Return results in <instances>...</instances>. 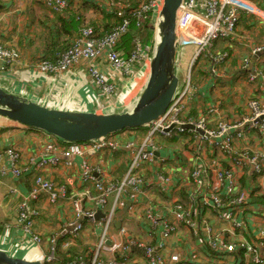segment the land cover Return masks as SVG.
Listing matches in <instances>:
<instances>
[{
	"label": "built area",
	"instance_id": "built-area-1",
	"mask_svg": "<svg viewBox=\"0 0 264 264\" xmlns=\"http://www.w3.org/2000/svg\"><path fill=\"white\" fill-rule=\"evenodd\" d=\"M104 1L118 22L102 35H96L90 26H82L66 50L39 62L38 73L60 75L77 66L85 67V74L107 101L102 108L113 113L118 109H130L144 87L138 95L133 96L140 79L146 82L148 77L149 62L158 42L157 25L163 0H138L135 6L121 0ZM44 6L52 13L62 15L69 8V1L45 0ZM243 14L264 22V10L254 0H182L175 23L177 53L186 47H193L194 62L204 54V59L208 58L211 64L213 61L215 66H220L227 61L229 54L216 52L215 45L235 38ZM133 24L137 29L151 25V29H154L152 43L144 44L137 35L132 41V50L124 57L118 46ZM249 54L241 60L242 72L250 68L251 57L258 61L264 55V45L250 47ZM18 57L16 50L0 45L1 66L12 65ZM211 67H214L213 64ZM191 71L192 68L183 85L179 86L167 112L147 126L146 138L138 146L133 141L116 138L117 135L76 143H66L49 136L42 156L37 160L29 159V168H20L19 154L10 148L6 150L12 176L22 177L29 170L32 178L26 197L17 207L15 227L22 232L29 246L46 244V252L39 256L41 264H61L60 254L83 240L87 225L83 224V220L101 227V234L93 248L75 253L66 264H128L132 260L134 247L140 249L145 264H179L178 256L167 259L162 253L166 242L181 229L199 240L201 245L204 244L206 252L219 259L229 255L234 257L239 253L245 264H264V226L256 230L253 239H234L235 234L246 226L240 217V209L248 198L247 192L239 190L237 174L247 171L257 177L258 193L264 195V154L254 153L249 145L241 149L237 147L238 143L250 139L255 132L264 139V105L254 98L247 100L239 115L240 120L235 123L224 120L216 107H209L205 114L193 117L190 113L197 105L198 88L191 83ZM209 72L213 73V70ZM249 82L264 87V71L253 70ZM208 119L218 120L213 129L209 128ZM155 135L167 140L176 139V143L184 146L185 151L192 155L190 181L193 189L185 201L187 208L177 198L178 183L183 182L167 173L164 166L171 161V157L165 153V144L154 140ZM118 150L134 155V158L126 162V171L120 180L107 181L102 169L91 165L87 158ZM76 157L81 158L79 179L86 187L80 197L69 196L66 185L55 183L43 175L46 169L72 168ZM174 161L178 162L176 159ZM222 163L227 167H223ZM146 167L151 173L149 181H146L143 173ZM209 175L216 179L213 187L204 185V179ZM146 185H150L151 190L158 194L171 198L167 216L159 217L150 208L144 211L148 228L158 232V241L151 246L125 239L121 243L107 245L114 211L121 209L129 215L135 213ZM110 198L113 199L112 209L106 213ZM83 199L92 202L94 208L84 207L81 203ZM43 200L50 207L67 201L71 204L72 217L58 233L44 234L38 229L42 221L39 202ZM203 209L209 210L216 221L226 225L227 229L217 232L205 218ZM97 213L102 216L97 218ZM119 233L126 238L125 228H121Z\"/></svg>",
	"mask_w": 264,
	"mask_h": 264
},
{
	"label": "crops",
	"instance_id": "crops-1",
	"mask_svg": "<svg viewBox=\"0 0 264 264\" xmlns=\"http://www.w3.org/2000/svg\"><path fill=\"white\" fill-rule=\"evenodd\" d=\"M68 1L70 5L67 11L62 15H57L45 8V0H0V45L14 49L19 54V59L12 65H0V88L27 101L40 103L48 109L108 114L109 110L102 108L103 105L107 104V101L97 92L91 80L85 74V67L77 66L60 75L38 73V64L44 57H47L55 48H61L69 43V41L67 42V31L64 32L62 26L63 21L67 24L71 18L78 17L83 26L96 28L99 35L108 32L114 25V16L106 7L104 0ZM121 1L126 4H134L138 0ZM260 3L264 7V0H261ZM85 18H88L89 22ZM85 22L87 25H85ZM247 24L251 30L258 28V22L251 18ZM237 27L234 39L227 42H218L215 45L218 51L227 52L230 59L239 54L243 55L242 59L247 55L250 56V47H257L259 41H263L258 39L252 31L245 30L241 25ZM263 56L259 57L258 61H254V58L251 57V66L247 71H240V63L236 67L233 66V76L230 77L234 80H230V77L216 76L213 68L210 67L208 70H213V73L209 72V75L203 78L202 85L200 84L197 87L198 101L196 108L190 115L199 117L201 114H205L206 109L209 107H219L220 109H224V105L229 107V97L221 90V87L227 82L230 83L229 86L234 84L241 87L240 91L244 94L249 91L252 98L259 100L264 105V87H260L259 83L249 82V75L253 70L264 71ZM226 62L218 68L230 69L231 61H228V64ZM176 75L178 78L180 77L177 71ZM144 83V80L140 79L139 86L134 91L133 96L138 95ZM246 85H250L252 89L245 90ZM243 97L242 93H239L235 99L238 98L237 100L241 101ZM218 103L221 105H216ZM239 105L237 106V103L233 102L231 107L233 109L239 107L243 109V101ZM220 112L223 117L224 113L222 110ZM239 120L238 116L235 122ZM217 121V119H208V126H216ZM146 135L147 129L143 128L136 131H125L117 135L116 138L133 141L138 146ZM49 140V135L43 132L31 130L0 117V250L27 261L40 260L39 256L46 252L47 246L46 244L40 247L29 246V242L22 232L15 227L17 207L26 197L32 178L28 172L29 170L25 171L22 177H13L5 153L9 148L15 150L19 154L18 166L29 168V159L35 158L37 160L42 156L44 146ZM175 143L176 139H173L169 140V144H165V153L171 157V161L164 167L169 175L182 180L185 186L182 188L183 191L180 192V199L186 201L187 195L193 189V186L189 187L192 155L185 151L184 146L179 149L177 146L180 145ZM162 144L164 143L162 142ZM245 145H249L250 148L264 154V139L257 132L250 139L238 143L237 147L241 149ZM126 155L127 153L123 150L113 153L101 152L87 158V160L91 165L102 169L105 180L114 181L120 180L125 174V165L123 167H118V165L121 158ZM174 159L178 162H172ZM73 162L74 165L70 169L65 167L46 169L43 175L55 183L66 185L69 196L80 197L86 188L80 183L79 179L81 158L76 157ZM222 166L227 167V164L222 163ZM143 173L146 178L151 176L149 167H146ZM237 180L239 190L247 192L248 198L245 205L240 209V217H242L246 226L243 231H238L235 234L236 238L234 239H253L256 230L264 226V195L258 193V178L251 173L247 171L238 173ZM214 183H216V179L212 175L204 179V185L208 187H213ZM150 187V185L144 187L143 196L140 198L135 213L129 215L126 210L121 209L114 211L113 220L108 229L109 241L107 245L112 246L121 243L125 239H132L136 244L151 246L156 244L159 239L158 232L156 230L151 231L148 228L146 220L143 219L144 211L150 208L159 217L167 216L169 215L171 198L158 194ZM177 188L179 190L181 185H178ZM91 192L93 195L95 194L93 190ZM177 198L179 199V191L177 192ZM112 200L110 198L108 201L106 213L112 209ZM81 203L88 209L94 208V204L86 201V199L81 200ZM39 207L42 213V221L38 225V229L44 234L60 232L73 213L69 201L57 207H50L43 200L41 203L39 202ZM203 211L205 218L212 223L217 232L227 229V226L222 224L224 228L221 230L219 222L210 214V211L207 209H203ZM83 224H87L82 237L83 240L78 241L76 246L72 248L74 253H82L89 247L93 248L101 234V227L87 220H83ZM121 228L126 229V238L121 237L119 233ZM89 241H92V243H89ZM162 254L167 259L174 255L178 256L180 259L179 264H245L239 253H236L234 257L229 255L219 259L216 255L206 252L204 244L201 245L200 241L188 234L185 229H181L180 232L173 235L166 242ZM131 255L132 260L128 264H145L139 248L134 247ZM108 256H110V253Z\"/></svg>",
	"mask_w": 264,
	"mask_h": 264
},
{
	"label": "water",
	"instance_id": "water-1",
	"mask_svg": "<svg viewBox=\"0 0 264 264\" xmlns=\"http://www.w3.org/2000/svg\"><path fill=\"white\" fill-rule=\"evenodd\" d=\"M181 2L162 1L157 25L158 42L149 62L148 77L130 109L108 114L53 110L0 88V117L66 143L92 142L147 127L167 112L179 88L180 81L175 73V23ZM101 216L97 213V218ZM0 264L41 262L20 259L0 250Z\"/></svg>",
	"mask_w": 264,
	"mask_h": 264
},
{
	"label": "rangeland",
	"instance_id": "rangeland-1",
	"mask_svg": "<svg viewBox=\"0 0 264 264\" xmlns=\"http://www.w3.org/2000/svg\"><path fill=\"white\" fill-rule=\"evenodd\" d=\"M130 5V4H129ZM86 20H87V22H89V19L88 18H85ZM86 23V22H85ZM85 25H87V23L85 24ZM249 39H250V37H248ZM252 39V38H251ZM252 40H254V39H252ZM259 46H261V45H264V40L263 41H259V44H258ZM215 51L216 52H220V51H218L217 50V48H215ZM17 52V51H16ZM18 53V52H17ZM244 54V53H243ZM194 55H195V49L193 48V47H186V48H184L183 50H181V51H179L178 53H177V56H176V64H175V70L180 74V77H179V81H180V83H179V86L181 85H183V83L185 82V78H188V74H189V70H190V68H192V71H191V77H192V79H191V83H193L194 82V84L196 85V86H200V84L203 82V78L201 77V71H202V67L204 66V67H206V68H210L211 66H212V64H213V70H214V73H215V75L216 76H221V77H227V78H229L230 76H233V71H232V67L233 66H237V64H239V63H241V60H242V57H243V55L242 54H239V55H234L231 59H230V56H229V59L227 60V62L229 61H231V66H230V69H221V68H218L219 67V65H214V63H213V61H212V64L211 63H209V61H206L205 59H204V54L203 55H201V56H198L197 57V60L194 62L193 61V58H194ZM211 55V54H210ZM246 55V54H245ZM211 56H213V55H211ZM18 59H19V57H18ZM263 60H264V56H263ZM226 62V63H227ZM228 62V63H229ZM225 63V64H226ZM227 63V64H228ZM226 64V65H227ZM201 67V68H200ZM215 68V69H214ZM207 69V70H208ZM176 71H175V73H176ZM222 74V75H221ZM230 80L232 79V80H234V78H229ZM232 83H234V82H232ZM229 82H227V83H224V85L221 87V90L222 91H224L225 92V94H227V96L229 97V101H230V104H229V107H225V105H224V109H220L219 107H216V108H218L220 111L222 110V112L224 113V115H223V119L224 120H226V121H228V122H231V123H234L237 119H238V116H239V114L241 113V111H242V109H241V107H239L238 109H236V108H232L231 107V105H232V103L234 102V103H237V106L240 104V102L241 101H243V103L244 102H246L247 100H249V99H252V96L250 95V92L249 91H246V94H244L243 92H241L240 91V88L241 87H239V86H235L234 84L233 85H230L229 86ZM202 85V84H201ZM231 89V90H230ZM244 89L245 90H249V89H252L251 88V86L250 85H246V87H244ZM243 89V90H244ZM239 93H242V95L244 96L243 98H242V100L241 101H239V100H237V99H235L236 98V96L239 94ZM251 96V97H250ZM217 103V102H216ZM216 105H221L220 103H218V104H216ZM240 106V105H239ZM119 111H117V112H122V111H124L125 109H118ZM224 110V111H223ZM239 110H241L240 112H239ZM201 116V115H200ZM215 126H211V127H209V128H211V129H213ZM151 129V127H149V130ZM35 131V130H34ZM122 133H124V132H122ZM122 133H119V134H122ZM132 134V133H131ZM47 135V134H46ZM116 135H118V134H116ZM134 135V134H133ZM113 136H115V135H113ZM131 136V135H130ZM141 137V136H140ZM135 138V137H134ZM146 137H144V139H145ZM144 139H143V141H144ZM154 140L157 142V141H159L160 143H164V144H169V140H167V139H165V138H163V137H159V135H155L154 136ZM176 144V143H175ZM181 146L182 145H180V146H177L179 149H182L181 148ZM251 150L254 152V153H259L258 151H256V150H254L253 148H251ZM134 158V155H126V156H124V157H122L121 158V160H120V163H119V165H118V167H123L124 165H125V167H126V162L128 163V162H130L132 159ZM193 162H191V167H193V164H192ZM191 173V172H190ZM150 180V177L149 178H146V181H149ZM178 185H181V188L178 190L179 191V199H180V192H182L183 191V186H185V185H183V184H180V183H178ZM188 186V185H187ZM190 186H193V183L190 181L189 182V187ZM178 199V200H179ZM179 201H182L181 203H183L184 205H185V207L187 208V204H186V202H185V200H179ZM48 214H50V213H48ZM143 219H145V217H143ZM220 224V229L222 230L223 228H224V226L221 224V223H219ZM68 229H70V227H67ZM90 239V238H89ZM89 243H92V241H89Z\"/></svg>",
	"mask_w": 264,
	"mask_h": 264
},
{
	"label": "trees",
	"instance_id": "trees-1",
	"mask_svg": "<svg viewBox=\"0 0 264 264\" xmlns=\"http://www.w3.org/2000/svg\"><path fill=\"white\" fill-rule=\"evenodd\" d=\"M254 1H257L258 5L262 7L263 4L260 3V1H258V0H254ZM132 3H134V2L132 1ZM135 4H136V2L134 4H130V5L135 6ZM69 5H70V3H69ZM262 9L264 10V7H262ZM250 18L258 22V28L257 29L251 30V28L248 27L249 25L247 23L250 20ZM61 20H64V19H61ZM64 22L65 21L62 22V26H63L64 32L67 31V34H68L67 42L69 41V43H67L66 46L63 45V47H61V48H59V47L55 48L52 52H50V54L47 57H44L43 59H50L55 55V53H60V52H63L64 50H66L72 44L74 38L78 35L80 28L83 26L80 18H78V17L71 18L67 24ZM117 22H118V20H114V25ZM238 25H241L242 27H244L245 30L252 31L253 34H256V37L258 39L264 40V22L256 20L253 16H247V15L243 14V15H241V17L239 19ZM92 28L94 29L95 34L99 35L96 32V28H94V27H92ZM71 30H73L74 32ZM153 32H154V29L153 28L151 29V25L147 24V25H144L141 29H137V28H135V26L133 24L131 30L123 37L121 44L118 46V49L122 50L124 57H127L133 48L132 41L135 38V36H137V35L140 36L142 38V41L144 44H150V43H152ZM58 34H59V32H58ZM205 59H206V61L209 60L208 58H205ZM207 69L208 68H206L204 66L202 67V71H201V77L202 78L209 75V70H207ZM141 129H143V128L133 129V130L136 131V130H141ZM144 129H147V127H144ZM129 131H131V130H129ZM73 251H74L73 249H70L69 251L60 254L61 264H66L73 259V256L75 254Z\"/></svg>",
	"mask_w": 264,
	"mask_h": 264
}]
</instances>
